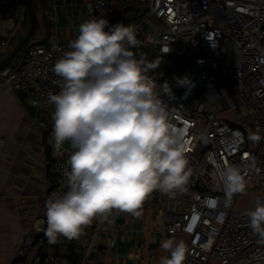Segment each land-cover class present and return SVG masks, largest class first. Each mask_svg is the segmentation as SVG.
I'll use <instances>...</instances> for the list:
<instances>
[{"label": "built area", "instance_id": "1", "mask_svg": "<svg viewBox=\"0 0 264 264\" xmlns=\"http://www.w3.org/2000/svg\"><path fill=\"white\" fill-rule=\"evenodd\" d=\"M136 1L144 10L131 24L138 39V46L131 50L139 55L149 47L159 57H187L188 66L178 78L191 81L188 86L177 81L170 85L171 97L164 94V87L160 90L172 123L187 131L192 169L183 193L152 194L158 201L162 230L184 237L189 250L185 264H264V245L257 243L246 215L254 210L257 200L264 203V0ZM88 2L92 18L117 23L118 12L112 1ZM0 9L14 23L27 15L23 0H0ZM77 35L73 33L66 40L50 35L44 43L31 45L23 63L18 68L1 69L0 77L24 90L39 114L52 118L55 109L48 96L59 93L60 78L51 69L70 50L69 42ZM9 40L0 37V54ZM226 91L237 101L231 109L233 121L221 114L223 108L212 105V100L226 95ZM250 134L260 135L261 140L251 141ZM5 143L1 137L0 157ZM209 157L221 166H240L248 181L247 193L234 196L230 206H225L224 192L213 178L215 169ZM67 170V161L59 160L53 178L66 189ZM19 254L27 264H58L54 253L33 245L30 238L22 243Z\"/></svg>", "mask_w": 264, "mask_h": 264}, {"label": "clouds", "instance_id": "2", "mask_svg": "<svg viewBox=\"0 0 264 264\" xmlns=\"http://www.w3.org/2000/svg\"><path fill=\"white\" fill-rule=\"evenodd\" d=\"M137 46L134 25L86 19L69 42L70 50L52 66L60 91L48 96L55 109L50 143L55 153L66 142L71 151L64 172L68 190L45 201L49 244L60 237L78 240L95 220H109L114 210L139 217L154 192L175 196L186 191L192 175L187 131L172 123L157 83L148 76L158 65L137 56L131 50ZM177 82L191 85L187 77ZM162 86L171 97L170 85ZM249 139L259 142L261 136L250 134ZM209 162L226 207L234 196L247 193L240 166H221L212 157ZM246 215L257 243L264 245V203L257 200ZM160 248L169 255L161 256L159 264H185L189 250L183 240L166 238Z\"/></svg>", "mask_w": 264, "mask_h": 264}, {"label": "crops", "instance_id": "3", "mask_svg": "<svg viewBox=\"0 0 264 264\" xmlns=\"http://www.w3.org/2000/svg\"><path fill=\"white\" fill-rule=\"evenodd\" d=\"M35 4L41 19L35 36L45 32L44 16L48 36L56 35L61 40L78 34L79 25L92 18L88 0H35ZM28 27L27 15L14 23L0 9V37L10 38L0 59L12 50ZM140 54L149 62L158 56L149 47ZM21 57L14 61L18 63ZM221 114L233 121L232 113ZM52 126V118L39 114L24 90L0 77V138L5 137L6 142L0 157V264H27L19 248L28 238L38 248L54 253L58 264H81L82 259L84 264H159L161 256L169 255L160 248L164 239L185 240L181 235L163 232L158 201L151 195L139 217L114 210L109 220H101V226L100 219L95 220L78 240L60 237L58 243L49 244L44 234L45 201L53 193H66L67 189L53 178L55 164L68 161L71 151L66 142L64 150L54 152L50 143ZM39 226L41 231L36 230ZM71 247L76 253L73 258Z\"/></svg>", "mask_w": 264, "mask_h": 264}, {"label": "rangeland", "instance_id": "4", "mask_svg": "<svg viewBox=\"0 0 264 264\" xmlns=\"http://www.w3.org/2000/svg\"><path fill=\"white\" fill-rule=\"evenodd\" d=\"M112 3L114 4V6L117 9L118 12V17L124 18V14L127 13V9L125 10L126 7H131L133 9L135 8H139L141 11L144 10V5L142 3L137 2L136 0H111ZM154 19V18H152ZM151 19V20H152ZM123 23V21H121ZM132 24V21H129L128 25ZM36 34L33 35V37L30 39L29 43H34L36 41H38L39 39H42L43 37H45L46 33L42 32L40 36H35ZM145 48V47H144ZM25 50V49H24ZM24 50L21 51V53L18 55V57L20 55H23ZM11 51V49L9 50ZM177 58H164V57H159L156 56L155 58L153 57V61L150 62H155L157 63L158 67L154 70H150L148 72V74H151V76L154 78V80H156L157 83V87L158 90L160 91L161 88L163 87L162 85L165 83L163 82L165 79H171L173 74L175 72H168L169 67H172V69H175L178 65L176 63H174V61H176ZM191 63V61H190ZM188 65L185 66V68ZM179 66V69H181ZM177 69V68H176ZM160 80V81H159ZM226 95L221 96L220 98H215L212 100V105L214 107L217 108H223V112L227 115L230 116L231 112H232V105H234L235 103H237L236 101V97L234 95H232L231 93H229L228 91H226L225 93ZM232 117L234 118V115L232 113ZM236 118V115H235ZM237 120V118H236ZM247 201H243V203H246ZM234 264H244L242 261H237Z\"/></svg>", "mask_w": 264, "mask_h": 264}, {"label": "water", "instance_id": "5", "mask_svg": "<svg viewBox=\"0 0 264 264\" xmlns=\"http://www.w3.org/2000/svg\"><path fill=\"white\" fill-rule=\"evenodd\" d=\"M26 8V13L28 17L29 27L26 33L21 37V39L14 45L12 50L2 59H0V70L4 68H18L22 63L27 49L35 43H44L48 39V23L46 17H42V23L45 27V37L39 39L34 43H29L30 39L36 33L38 27L41 24L40 16L37 12L35 0H23ZM25 49V50H24ZM24 50L23 55L18 63L14 61L21 51Z\"/></svg>", "mask_w": 264, "mask_h": 264}, {"label": "trees", "instance_id": "6", "mask_svg": "<svg viewBox=\"0 0 264 264\" xmlns=\"http://www.w3.org/2000/svg\"><path fill=\"white\" fill-rule=\"evenodd\" d=\"M111 1V0H110ZM127 9V13L124 14V18H121L118 17L117 19V23L118 22H121L123 21V24L125 25H128L129 21H134V20H137L140 18V16L142 15V11L137 7L135 9L131 8V7H126L125 10ZM166 59V57H164ZM174 58H177L176 61H174V63L178 64L176 65L177 69H172V67H169L168 69V72H175L172 76V78L169 80V79H165L163 82H167L169 85H173L176 81H177V78L180 76L181 74V71L185 68L186 66V63H187V57L186 58H178V57H174ZM179 66H182L180 67L181 69H179ZM151 76V74H149ZM152 77V76H151ZM160 81V80H159ZM76 253L74 252L73 250V247L70 248V255L71 257L70 258H73V256L75 255Z\"/></svg>", "mask_w": 264, "mask_h": 264}]
</instances>
